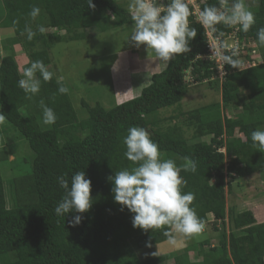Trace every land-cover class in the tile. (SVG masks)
<instances>
[{
  "label": "trees",
  "instance_id": "1",
  "mask_svg": "<svg viewBox=\"0 0 264 264\" xmlns=\"http://www.w3.org/2000/svg\"><path fill=\"white\" fill-rule=\"evenodd\" d=\"M1 1L5 14L0 26L13 30L14 37L2 46L6 54L0 63V113L27 141L34 160L31 178L10 181L9 192L0 169V264H169L171 257L172 264H195L186 253L147 259L137 255L148 245L169 241L164 235L169 229L134 228V214L126 207L122 210V205L114 201L113 185L107 177L135 166L124 156L123 143L132 126L149 129L163 159L172 158L177 165L185 163L184 157L195 161V172L180 173L186 181L182 191L195 193L193 206L206 226H222L216 243L207 244L203 264H264V223L257 224L251 213L238 215L235 209L229 212L227 205L230 180H244L264 172V148L254 146L251 140V133L264 127V62L243 70L228 66L221 82L223 108L240 110L241 117L225 116L219 104L195 108L186 114L194 129L190 139L177 127L162 131L161 122L148 123L145 116L182 103L191 85L186 81L188 74L197 84L214 85L219 81H212L217 75L214 64L198 59L208 53L207 35L200 22L190 16L189 27L197 30V36L190 42L189 52L168 61L162 72L151 77L140 96L111 110L82 101L81 107L88 117L79 119L69 93L58 92L64 83L56 77L48 82L41 78L40 92L31 98L18 87L23 72L14 47L19 45L28 53L26 67L32 61L42 60L50 71L53 45L83 40L90 29L106 33L134 25L130 11L115 0H93L95 8L88 7L87 0ZM232 2L228 0L226 7ZM210 5L220 7V0H207L201 10ZM33 6L48 16V23L40 24L39 16L31 19L28 14ZM255 19L248 32L239 31V37L259 45L257 30L264 27V0L259 1ZM26 25L34 31L37 25H43L55 32L36 31L33 39L28 40L24 33ZM215 27L219 32L230 30L223 23ZM60 32L68 37L65 39ZM41 101L57 116L56 122L45 129L41 126ZM22 109H27L26 117ZM207 137H211L210 143L204 144ZM80 170L92 182L93 203L89 211L81 214V224L72 227L69 220L76 213L63 217L54 211L65 194L57 177L67 173L70 179ZM226 223L231 229L229 234Z\"/></svg>",
  "mask_w": 264,
  "mask_h": 264
},
{
  "label": "clouds",
  "instance_id": "2",
  "mask_svg": "<svg viewBox=\"0 0 264 264\" xmlns=\"http://www.w3.org/2000/svg\"><path fill=\"white\" fill-rule=\"evenodd\" d=\"M226 0H220V7L210 5L199 12V22L206 30L216 31V25L239 26L245 33L256 23L255 14L249 10L245 0H233L230 7H225ZM88 7L95 8L93 0H87ZM131 19L134 22L129 41L136 47L141 45L154 50L162 61H170L175 55L189 52L190 42L197 36V30L189 27L188 17L191 15L187 0H169L160 4L158 0H130L128 5ZM41 9L33 6L29 16L34 21L40 15ZM36 31L43 34L45 27L37 25ZM36 31L29 25L24 28L27 39L32 40ZM23 34V33H22ZM259 46L264 47V27L257 30ZM227 47V45H224ZM223 63L239 69L242 61L233 50L229 54L215 52ZM39 73L40 78H37ZM54 72L49 71L42 60H35L23 70V78L18 81L20 87L29 98L40 92L41 78L44 82L51 81ZM59 83V81H58ZM60 94H66L68 88L63 84L58 88ZM42 120L46 125L56 122L54 110L41 101ZM6 119L0 113V122ZM254 146L264 148V129H256L251 133ZM126 146L124 156L133 162L134 167L125 168L107 179L112 183L114 201L126 207L131 213L134 228L160 229L168 226L164 235L171 244L176 243L173 233L185 237L201 234L205 222L197 215L193 206L195 193L183 192L186 181L180 175L182 171L195 172L197 165L189 157H184L185 163L177 165L172 158L163 159L159 144L152 138L146 127L132 126L128 128L123 138ZM57 182L65 190L62 199L54 211L57 216L66 217L70 212L76 213L69 220L72 227L81 224L82 213L90 210L93 198L91 196V180L83 170L76 171L67 178V173L58 176ZM149 247L151 245H148ZM155 255V253H153Z\"/></svg>",
  "mask_w": 264,
  "mask_h": 264
},
{
  "label": "rangeland",
  "instance_id": "3",
  "mask_svg": "<svg viewBox=\"0 0 264 264\" xmlns=\"http://www.w3.org/2000/svg\"><path fill=\"white\" fill-rule=\"evenodd\" d=\"M125 9L129 10L130 0H115ZM260 0H245L250 11L254 14L258 10ZM4 13L0 0V23ZM5 14V13H4ZM46 14L39 15V23H48ZM133 31V25H124L120 28L100 33L94 29L86 31L83 40L62 42L53 45L50 50L54 77L62 81L68 88L71 103L79 117L85 119L87 112L81 107L82 101L91 106L100 104L106 110L130 101L141 95L144 88L150 84L153 75L162 72L168 65V61L160 60L154 50L144 45L136 47L129 41ZM55 31L45 29V33L52 34ZM58 34V33H57ZM65 39L68 34L60 32ZM14 37L11 29L0 26V63L6 53L3 44ZM258 54L257 65L263 63L264 47L258 44L254 47ZM16 61L22 73L29 63L28 53L21 46L14 47ZM219 104L221 113L229 118L242 116L240 110L223 108L221 81L214 83H202L190 85L182 103L177 107L166 109L162 112L145 116L148 123H160V129L166 131L169 128H179L188 139L193 137V127L190 126L186 114L195 108ZM23 116L28 115L27 109H22ZM43 129L47 128L44 123ZM264 129V128H263ZM238 138H243L237 134ZM211 137L203 140L204 144L210 143ZM0 169L9 192V182L19 177L31 178L34 154L25 139L21 138L15 129L6 123L0 122ZM225 153V151H221ZM7 154V156H6ZM6 156V157H5ZM226 174V173H225ZM227 180V176H225ZM231 190L227 189V205L230 210L235 209L238 215L251 213L257 224L264 221V172L253 175L244 180L234 178L230 180ZM9 194V193H8ZM229 215V213H228ZM229 218V216H228ZM228 222V221H227ZM226 232L230 227L226 223ZM218 228V231H216ZM205 226L204 231L193 237H185L176 234V243L169 241L159 245L138 250L140 259L157 257L162 255L188 254L189 261L195 264H203V256L207 250V244L213 245L220 236L222 226ZM155 253V255H153ZM172 257L168 261L172 264Z\"/></svg>",
  "mask_w": 264,
  "mask_h": 264
},
{
  "label": "built area",
  "instance_id": "4",
  "mask_svg": "<svg viewBox=\"0 0 264 264\" xmlns=\"http://www.w3.org/2000/svg\"><path fill=\"white\" fill-rule=\"evenodd\" d=\"M207 0H187V3L190 8L191 15L195 18L196 22H199L198 16L201 11V5L205 3ZM160 4H167L169 0H158ZM228 2V0H226ZM226 7V3L224 5ZM188 17V20L190 19ZM227 26V25H226ZM230 27L229 31L219 32L206 30L207 35V51L208 53L204 56H199L198 59L202 61H210L211 64H214V69L217 72V75L212 78V81L222 80L227 75V68L230 65H223L220 61L219 57L215 55L216 51H219L221 54H231L233 50H236L238 56L236 58L242 61L240 65V69H248L257 65L256 56L258 54L257 50L254 48L257 45L254 42L248 40H242L239 37L240 27L237 26H228ZM227 45V47H224ZM186 81L191 85L197 84L192 79L190 74L187 75ZM193 83V84H192ZM206 226V225H205Z\"/></svg>",
  "mask_w": 264,
  "mask_h": 264
},
{
  "label": "crops",
  "instance_id": "5",
  "mask_svg": "<svg viewBox=\"0 0 264 264\" xmlns=\"http://www.w3.org/2000/svg\"><path fill=\"white\" fill-rule=\"evenodd\" d=\"M2 6H3V4H2ZM3 15H4V13H3L1 16H3ZM40 15H41V14H40ZM263 128H264V127H263ZM263 128H262V129H263ZM261 223H264V221H261Z\"/></svg>",
  "mask_w": 264,
  "mask_h": 264
}]
</instances>
